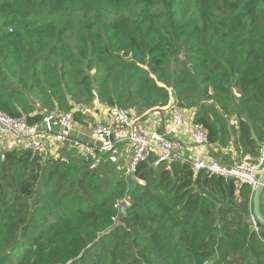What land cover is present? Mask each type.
<instances>
[{
  "label": "trees",
  "instance_id": "trees-1",
  "mask_svg": "<svg viewBox=\"0 0 264 264\" xmlns=\"http://www.w3.org/2000/svg\"><path fill=\"white\" fill-rule=\"evenodd\" d=\"M0 21L1 114L169 107L211 148L264 151V0H0ZM55 147L0 151V264H264L249 186L153 155L126 178Z\"/></svg>",
  "mask_w": 264,
  "mask_h": 264
},
{
  "label": "built area",
  "instance_id": "built-area-1",
  "mask_svg": "<svg viewBox=\"0 0 264 264\" xmlns=\"http://www.w3.org/2000/svg\"><path fill=\"white\" fill-rule=\"evenodd\" d=\"M107 120L104 125H96L92 129L95 141L89 142L72 134L76 125L72 112L60 115L56 112L47 113L41 123L33 126H28L25 119L10 118L0 113V143L24 144L31 152L40 156L51 153L54 145H60L82 157L91 156L97 151L114 153L118 146L130 144L132 149L128 168L131 173L137 165L153 155L155 159L150 165L153 170L163 165L169 170L171 162L179 161L187 164L194 173L205 171L225 179H234L249 186L252 192L258 184L255 174L264 166V151L254 161L247 157L242 163L234 165L218 162L208 156L210 146L206 131L192 124L190 119L188 121L179 109L171 111L169 124L160 131L150 129L152 122L149 120L136 125L134 120L131 121L129 113L121 109L113 111ZM178 130L186 132L191 144L201 150L200 155L185 158L175 151L172 134ZM252 222L258 231L253 218Z\"/></svg>",
  "mask_w": 264,
  "mask_h": 264
},
{
  "label": "crops",
  "instance_id": "crops-1",
  "mask_svg": "<svg viewBox=\"0 0 264 264\" xmlns=\"http://www.w3.org/2000/svg\"><path fill=\"white\" fill-rule=\"evenodd\" d=\"M169 113H165L163 112V110L160 109H155L149 113L144 114L143 117H137L135 115V117L133 118V120L136 122V125H139L141 123H143L144 121H151L154 122L155 125L152 124L150 129H154L157 131H160L162 129H164L169 123V118L166 117L168 116ZM231 127L232 133H235V121L231 122ZM55 129L57 130L58 127L57 125L55 126ZM92 130L89 129L88 126L86 125H79L76 126L73 130V135L80 138L81 140L84 141H95L93 136H92ZM233 138H235V136H232V141H230V143L228 144L227 147L224 148H219V147H214L211 148L210 147V151L208 156L211 158H217L219 162H226L228 164L231 163H242L247 157L241 159V157H239L237 150L235 148V146L232 144L233 142ZM172 141H173V145H174V149L175 151L181 156V157H185V158H192L196 155H200L201 150L195 146H193L190 142V140L188 139L186 132L184 130H178L176 132H174L172 134ZM24 144H13L11 145V142L9 143H0V151L3 150H8V149H17V148H24ZM131 145L130 144H122L120 146H118L114 153H128L127 155V164L129 163V159L131 157ZM56 152V147L54 145V148L51 150V154H54ZM260 208L261 211L264 215V195L261 198V202H260Z\"/></svg>",
  "mask_w": 264,
  "mask_h": 264
},
{
  "label": "rangeland",
  "instance_id": "rangeland-1",
  "mask_svg": "<svg viewBox=\"0 0 264 264\" xmlns=\"http://www.w3.org/2000/svg\"><path fill=\"white\" fill-rule=\"evenodd\" d=\"M75 17H81V16H75ZM4 29H5L4 23L2 21H0V31H2ZM76 108L82 110V116L80 114V116L78 117L79 125H86L91 130L96 125H104L103 123L108 121L107 120L108 117L113 112V110L105 107V105L101 104L99 101H97L95 99L92 100L91 103H89V104L79 105ZM171 109H173V108L168 107L167 109H165L163 111L165 113H169L168 116H166L168 118L171 116V111H173ZM126 112L129 113L128 111H126ZM129 115H130L131 121H132L133 118L135 117V115H134V113H131V112L129 113ZM185 117L189 121V119H191L190 113L185 114ZM74 123H75V120H74ZM152 124L155 125L154 122H152ZM79 125H77V123H76V126H79ZM13 144H16V142H11V145H13ZM59 150H60V148H59ZM60 151L62 152L63 150L61 149ZM59 152L57 149V151L52 155L55 158H58L61 156V154ZM102 154L94 156V161L97 162V161L101 160L102 158L108 159L109 161H111L113 163L112 169H113V173L115 175H117V176H120V175L124 176L125 175L126 178L130 177L131 174L129 172V168H128V164H127L128 153H123V152L117 153L116 152V153H110L111 155L108 154L109 156H107V155L104 156ZM216 160L218 161L217 158H216Z\"/></svg>",
  "mask_w": 264,
  "mask_h": 264
},
{
  "label": "water",
  "instance_id": "water-1",
  "mask_svg": "<svg viewBox=\"0 0 264 264\" xmlns=\"http://www.w3.org/2000/svg\"><path fill=\"white\" fill-rule=\"evenodd\" d=\"M256 179L258 180V184L252 192L251 199V213L252 218L255 224L258 227L260 232L264 231V215L260 208L261 198L264 195V166L261 170H259L255 174ZM129 207L128 202L124 201L121 203L119 207V215L117 217V224H120L121 221L126 217V212Z\"/></svg>",
  "mask_w": 264,
  "mask_h": 264
}]
</instances>
